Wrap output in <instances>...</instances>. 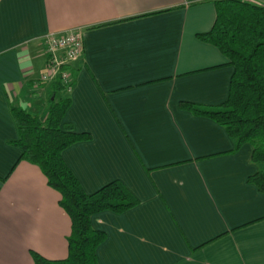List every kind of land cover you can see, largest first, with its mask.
Returning a JSON list of instances; mask_svg holds the SVG:
<instances>
[{"label":"crops","instance_id":"0c3cea01","mask_svg":"<svg viewBox=\"0 0 264 264\" xmlns=\"http://www.w3.org/2000/svg\"><path fill=\"white\" fill-rule=\"evenodd\" d=\"M215 18L213 0H0V264L67 256L70 220L14 145L12 109L43 119L65 97L40 78L46 36L72 29L84 50L62 122L91 140L62 158L86 194L120 181L139 200L90 218L106 235L98 263L264 264L252 146L232 152L223 127L180 108L228 97L234 69L198 38Z\"/></svg>","mask_w":264,"mask_h":264},{"label":"trees","instance_id":"16d2710c","mask_svg":"<svg viewBox=\"0 0 264 264\" xmlns=\"http://www.w3.org/2000/svg\"><path fill=\"white\" fill-rule=\"evenodd\" d=\"M213 4L214 24L198 38L214 46L234 69L228 97L218 106L183 103L180 108L223 127L234 142L232 152L246 143L252 146L251 160L257 172L248 182L263 194L264 6L251 0H213ZM54 86L66 95L59 101L50 100L43 119L20 108L12 109L19 136L14 145L21 150L24 161L40 169L48 187L59 195L58 204L70 220L66 258L47 260L33 254L32 259L34 264H99L96 252L106 235L91 227L90 218L102 212L124 214L136 208L139 200L120 181L110 182L92 194L84 192L62 153L76 143L90 141L91 136L76 133L71 125L62 122L70 98L66 86L59 82Z\"/></svg>","mask_w":264,"mask_h":264},{"label":"built area","instance_id":"2783aa9c","mask_svg":"<svg viewBox=\"0 0 264 264\" xmlns=\"http://www.w3.org/2000/svg\"><path fill=\"white\" fill-rule=\"evenodd\" d=\"M83 39L80 30H68L58 34H49L44 43V52L48 59L47 70L40 82H59L66 86L72 81L70 64L78 61L83 54Z\"/></svg>","mask_w":264,"mask_h":264},{"label":"rangeland","instance_id":"374dc122","mask_svg":"<svg viewBox=\"0 0 264 264\" xmlns=\"http://www.w3.org/2000/svg\"><path fill=\"white\" fill-rule=\"evenodd\" d=\"M255 1V3H258L260 5L264 6V0H253V2ZM45 117V116H44Z\"/></svg>","mask_w":264,"mask_h":264}]
</instances>
